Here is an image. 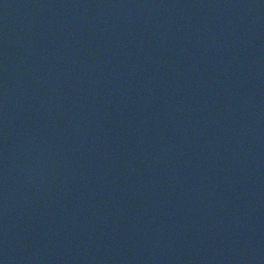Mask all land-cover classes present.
Here are the masks:
<instances>
[{"label": "water", "instance_id": "95a60500", "mask_svg": "<svg viewBox=\"0 0 264 264\" xmlns=\"http://www.w3.org/2000/svg\"><path fill=\"white\" fill-rule=\"evenodd\" d=\"M0 264H264V0H0Z\"/></svg>", "mask_w": 264, "mask_h": 264}]
</instances>
